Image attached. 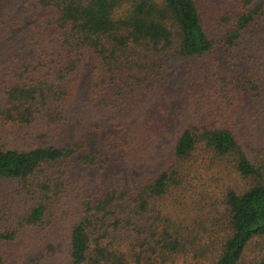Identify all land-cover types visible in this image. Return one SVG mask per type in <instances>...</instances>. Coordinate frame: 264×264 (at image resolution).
Here are the masks:
<instances>
[{
  "label": "trees",
  "instance_id": "16d2710c",
  "mask_svg": "<svg viewBox=\"0 0 264 264\" xmlns=\"http://www.w3.org/2000/svg\"><path fill=\"white\" fill-rule=\"evenodd\" d=\"M38 6L54 9L56 18L44 22L34 34L41 59L20 62L0 84V122L4 124L29 126L38 116L51 123L63 121L65 103L74 93L73 78L88 55L95 57L93 104L99 112H109L122 103L130 110L145 99L158 100L166 86L161 83L165 82L167 58L201 59L216 47L196 0H38ZM263 17L261 0H241L233 13L221 18L227 30L225 45L235 47ZM203 74L192 75L190 118L172 141V155L158 173L123 189L97 182L96 189L76 194L80 211L72 216V264L138 262L144 250L153 246L150 238L156 240L163 234L167 235L165 247L176 253L203 229L209 236L221 233L195 249L202 261L264 264V255L256 262L245 260L250 245L264 239V165L250 160L234 130L220 120V113L236 104L241 94L250 88L258 90L257 83L248 74L236 82L228 74H215L219 80L213 88L205 86ZM154 123L147 122L145 133L135 134V147L145 139L151 146H165V128L157 130ZM127 147L121 139H109L105 150L106 154H119ZM88 149L82 142L29 151L0 145V181L18 182L28 204L19 217L20 228L42 231L48 218L57 215V206L71 188L75 163L106 168L108 156ZM221 165L232 168L239 178L251 180V186L242 192L228 189L220 197L204 172H214L212 179L220 178L215 171L224 167ZM172 192H188L194 200L192 206L201 210L199 218L210 208L208 212L215 216L212 227L194 221L184 242L171 238L168 233L173 225L164 201ZM64 214L71 217V211ZM138 224L136 233L143 252L132 247L129 253L120 234L133 232ZM226 231L227 236L221 235ZM18 233L7 232L1 238L14 240ZM4 263L0 253V264Z\"/></svg>",
  "mask_w": 264,
  "mask_h": 264
},
{
  "label": "rangeland",
  "instance_id": "374dc122",
  "mask_svg": "<svg viewBox=\"0 0 264 264\" xmlns=\"http://www.w3.org/2000/svg\"><path fill=\"white\" fill-rule=\"evenodd\" d=\"M196 1L207 29L216 39L215 50L209 56L196 60L175 56L167 58L165 82L161 83H166V86H163L165 89L161 91L158 100L145 99L138 107L130 110L122 103L116 109L113 107L108 110L109 112H99L91 97L95 57L88 55L73 78L74 93L65 103L63 121L51 123L38 116L29 126L0 122V145L9 149L29 151L44 147L61 148L67 144L82 142L87 144L88 150H100L109 158L104 170L75 163L69 179V193L57 206V215L52 219L48 218V224L42 231L38 228L19 227V217L28 209L26 198L22 195L18 182L0 181V253L5 259L4 264H72L69 243L72 216L80 211L76 194L96 189L97 182H102L106 188L115 186L123 189L137 184L148 175H155L163 168L172 155V141L180 134L191 115L193 74L204 73L205 86L213 88L219 80L215 74H228L235 82L247 74L254 78L258 90L250 88L248 92L241 94L236 104L220 113V120L222 125L234 130L250 160L264 165V17L243 34L235 47L230 48L224 42L227 30L221 18L233 13L241 0ZM261 1L264 3V0ZM56 14L52 8H40L38 0H0V84L4 82L8 71L20 62L41 59L34 34L37 28L43 27L44 22L55 19ZM150 121L155 122L157 130L165 128L162 135L165 146H151L145 139L138 144L139 147H135L133 142L138 140L135 134L139 131L145 133L143 127L146 128ZM109 139H121L129 147L124 153L106 154ZM204 174L207 181L214 182L212 190L221 192L220 197L228 189L236 188L242 192L252 184L251 180L239 178L232 168L226 166L216 169L215 174L220 178L212 179L214 172ZM165 198L173 225L168 233L171 238L184 242L182 240L189 237L194 221L206 224L208 228L212 227L215 216L208 212L210 208L199 218L201 210L192 206L194 200L188 192H172ZM65 210L71 211V217H66ZM138 226L139 224L131 233L124 231L120 234V237H124V250L129 253L132 247L143 252L141 238L136 233ZM14 230L19 232L14 240L1 238L2 234ZM227 232L221 235L227 236ZM220 233L221 231H217L209 236L203 229L198 233L200 236L189 240L176 253H170L165 247L163 240L167 237L166 234L156 237V240L150 238L153 246L144 250L140 261H132L131 264H208L210 260L202 261L200 257L197 258L199 254L195 249L209 242L211 237L220 236ZM148 236L150 237L149 233ZM262 255L264 239H257L247 250L245 260L256 262Z\"/></svg>",
  "mask_w": 264,
  "mask_h": 264
}]
</instances>
